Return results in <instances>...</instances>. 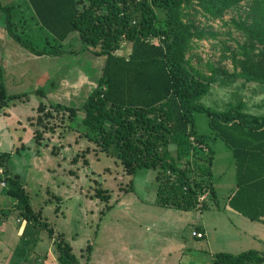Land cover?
Here are the masks:
<instances>
[{
    "label": "rangeland",
    "instance_id": "1",
    "mask_svg": "<svg viewBox=\"0 0 264 264\" xmlns=\"http://www.w3.org/2000/svg\"><path fill=\"white\" fill-rule=\"evenodd\" d=\"M0 1L14 6L16 29L23 40L39 49L56 45L51 33L36 24L28 0ZM250 3L242 1L221 18L208 17L197 5L186 10L184 19L205 36L192 38L187 67L204 76H210L211 68L216 70L209 91L197 100L211 109L227 110L242 103L245 112L264 115V85L237 75L239 69L231 61L246 39L236 23L245 18ZM4 20H0L4 30L0 32V58L6 65L3 77L7 93L21 98L0 107V154H8L0 158V210H9L7 221L15 230V236L4 238L10 248L5 247L0 255L17 248L16 255L21 251L20 259L29 264H41L36 261L41 259L46 264H63L47 229L36 224L26 235L17 234L26 220L13 209L15 199L3 187L8 176L19 177L39 221H46L54 236L62 235L80 264H159L165 238L187 239L201 225V218L218 232L212 231L211 248L197 253L198 263H209L218 252L264 251V224L224 210L226 191L235 186V170L231 150L221 138L209 141L216 156L213 185L218 190V206L209 199L207 208H192L180 215V221L164 214L163 207L155 203L157 171L138 168L126 174L119 160L101 152L88 138L81 122L80 106L96 85L103 59L86 50L73 33L61 42L57 58L40 60L7 33ZM129 51L130 44L125 42L116 53L126 56ZM56 102L78 108V116L70 118L66 111L52 110L51 103ZM40 103L53 112L42 123L37 122ZM194 122L199 133L213 135L204 113L196 112ZM37 132L41 133L38 139ZM170 150L174 153L173 145ZM99 188L109 192L110 198L98 197ZM17 217L22 224L16 222ZM202 240L201 244L206 242Z\"/></svg>",
    "mask_w": 264,
    "mask_h": 264
},
{
    "label": "trees",
    "instance_id": "2",
    "mask_svg": "<svg viewBox=\"0 0 264 264\" xmlns=\"http://www.w3.org/2000/svg\"><path fill=\"white\" fill-rule=\"evenodd\" d=\"M28 1L36 24L51 33L56 45L39 49L23 40L16 29L14 6L0 1L7 33L38 56L57 55L61 42L76 33L86 50L103 59L96 85L80 106L81 122L88 138L101 152L119 160L126 174L132 175L138 168L157 171V205L189 210L207 208L209 199L216 204L215 152L209 141L219 137L229 146L235 165L236 188L227 205L264 224V115L245 112L242 103L227 110L198 103L209 91L216 70L211 68L210 76H204L190 70L186 59L192 38L205 37L184 19L186 10L197 5L208 17L221 18L226 10L245 0ZM236 24L246 39L231 57L233 67L246 81L264 85V0H251L245 18ZM125 42L130 44L129 53L117 54ZM3 72L0 66L1 108L7 107L9 100L21 98L7 93ZM51 104L52 110L66 111L70 118L80 112L59 102ZM37 110L40 123L53 113L44 103ZM196 112L208 117L212 136L196 130ZM40 136L37 132L36 139ZM3 155L8 154H0L1 159ZM18 178L8 176L3 187L15 199L13 209L26 220L21 237L37 224L54 239L63 264H80L62 235L54 236V229L46 221H39ZM203 194L207 195L199 200ZM96 195L110 198L105 189L99 188ZM0 214V219H7L9 210H0ZM208 264H264V251L218 252Z\"/></svg>",
    "mask_w": 264,
    "mask_h": 264
},
{
    "label": "crops",
    "instance_id": "3",
    "mask_svg": "<svg viewBox=\"0 0 264 264\" xmlns=\"http://www.w3.org/2000/svg\"><path fill=\"white\" fill-rule=\"evenodd\" d=\"M2 12V11H1ZM2 18H4V15L0 16V20H2ZM4 30L0 29V32H3ZM33 54V53H31ZM60 53H58L57 55H35L36 58L42 60V58L44 59H54L57 58L59 56ZM3 59V58H2ZM0 58V65L2 66L3 70H6V65L4 63V61ZM4 70V72H5ZM50 73L53 72L52 67L51 69H49ZM53 79V76L52 78ZM5 83V81H4ZM6 85V84H5ZM232 155V154H231ZM216 162V156H214V162H213V167H214V163ZM232 165L234 167L235 170V165H234V161H233V157H232ZM234 179H235V173H234ZM236 188V182H235V186L234 188L229 189L228 191H226V195H225V205H224V210L229 212V213H238L237 211L231 209L228 205H227V200L229 198V196L232 194V192L235 190ZM216 189V188H215ZM218 190H216L217 193ZM162 209H164V214L168 215V216H173L174 218L176 217L178 221H180V215L182 216L183 213H189L191 209L189 210H180V209H174V208H168V207H163ZM178 211V212H173L172 210ZM180 213V214H179ZM2 215V214H0ZM241 215V214H240ZM243 216V215H242ZM0 252L1 250L5 249V247L10 248L9 244H7L6 242H4V238H11L14 235V229L11 227V225H9V222L7 221V219H0ZM6 220V221H5ZM16 222L19 224H22L23 221H21V219L19 217L16 218ZM201 225L200 226H196L194 227V229H192L190 236L186 239L180 238L179 236H177L176 238H171L169 239L168 237L165 238V241L163 242L162 248L164 250L163 252V256L160 259L159 264H200L198 261L200 260L197 253L198 252H202V249L205 247L211 248V246L213 245V236H212V231L214 232H218L217 228L213 229V227H210V225L205 222V220L203 218H201L200 220ZM25 227V223L24 225L18 226V230H17V234H19V237L21 236V233L23 231ZM193 231H198L201 232L203 235L202 237H197L196 235H193L192 232ZM213 232V233H214ZM15 236V235H14ZM206 238V242H204L203 244H201V242L203 241L202 239ZM167 239V240H166ZM53 241V238H52ZM17 252V248H13V252H5V255H0V264H29L30 261L29 260H21L20 256H21V251H19L16 255ZM199 254V253H198ZM14 257H17L16 260H14ZM177 257V260H176ZM213 257V255H212ZM175 258V260H174ZM36 261H40L43 264H46V260H36ZM208 264V263H207Z\"/></svg>",
    "mask_w": 264,
    "mask_h": 264
},
{
    "label": "built area",
    "instance_id": "4",
    "mask_svg": "<svg viewBox=\"0 0 264 264\" xmlns=\"http://www.w3.org/2000/svg\"><path fill=\"white\" fill-rule=\"evenodd\" d=\"M0 171H1V170H0ZM1 172H2V171H1ZM0 174H1V173H0ZM3 184H4V182H3ZM204 198H205V195H201V196H199L198 199H199V200H203ZM192 234H193V235H196L197 237H202V235H203L201 232H198V231H193Z\"/></svg>",
    "mask_w": 264,
    "mask_h": 264
}]
</instances>
